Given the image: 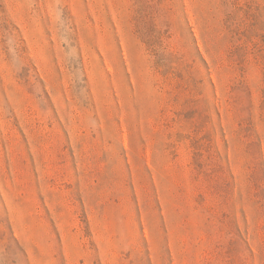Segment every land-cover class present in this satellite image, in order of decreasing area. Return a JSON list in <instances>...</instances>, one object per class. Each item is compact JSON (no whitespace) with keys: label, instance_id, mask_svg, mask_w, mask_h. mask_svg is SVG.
I'll return each mask as SVG.
<instances>
[{"label":"rangeland","instance_id":"1","mask_svg":"<svg viewBox=\"0 0 264 264\" xmlns=\"http://www.w3.org/2000/svg\"><path fill=\"white\" fill-rule=\"evenodd\" d=\"M0 264H264V0H0Z\"/></svg>","mask_w":264,"mask_h":264}]
</instances>
